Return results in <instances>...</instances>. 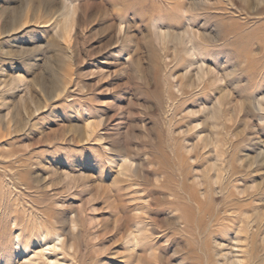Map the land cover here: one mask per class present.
Wrapping results in <instances>:
<instances>
[{"label":"rangeland","instance_id":"1","mask_svg":"<svg viewBox=\"0 0 264 264\" xmlns=\"http://www.w3.org/2000/svg\"><path fill=\"white\" fill-rule=\"evenodd\" d=\"M54 233L56 264H264V0H0V264Z\"/></svg>","mask_w":264,"mask_h":264},{"label":"bare ground","instance_id":"2","mask_svg":"<svg viewBox=\"0 0 264 264\" xmlns=\"http://www.w3.org/2000/svg\"><path fill=\"white\" fill-rule=\"evenodd\" d=\"M64 7V6H63ZM63 20H64V25L63 27L65 28V30H67L72 22L71 19V12L70 10H68L65 14H63ZM55 26H57V24H55ZM190 38V37H189ZM184 39V38H183ZM192 40V39H191ZM171 43V42H170ZM193 47V46H192ZM191 47V48H192ZM184 49V48H183ZM194 49V48H193ZM192 49V50H193ZM197 50V49H196ZM189 58V57H188ZM191 58V57H190ZM192 59V58H191ZM196 61V60H195ZM181 63V62H180ZM185 63V62H184ZM200 68V67H198ZM201 71V70H200ZM199 75V74H198ZM204 75V74H203ZM202 77V76H201ZM259 103V102H257ZM262 107V106H261ZM259 108V107H258ZM259 110V109H258ZM263 110V108H262ZM99 126V125H98ZM96 127V126H95ZM94 127H93V123H89L86 126V133L88 135H91L94 133ZM120 157V156H119ZM115 162V161H114ZM129 163V161L126 162L125 159H120L119 161V165L120 167L124 168L123 166H127V164ZM130 164V163H129ZM128 164V165H129ZM132 165H130L129 167H131ZM126 168V167H125ZM128 169V166H127ZM121 171V170H120ZM74 225V224H73ZM74 228V227H73ZM130 235L133 237L132 242H134V245H137V237L134 235L133 233H130ZM39 239V238H38ZM44 239V238H43ZM52 243L51 244H42L40 250L36 253H34L31 257H29L28 259H25V263L24 264H56L58 261L57 260H51L49 259V257L47 256L48 254H51L53 252L56 251H62L64 249V239L61 238V235L58 233H54L53 234V238H52ZM47 242V241H46ZM41 244V243H40ZM24 248V247H23ZM71 248V247H70ZM69 251V250H68ZM63 254V253H62ZM50 256V255H49ZM51 258V257H50ZM40 263H37L39 262ZM36 262V263H35ZM237 263V262H236ZM65 264V263H64Z\"/></svg>","mask_w":264,"mask_h":264}]
</instances>
